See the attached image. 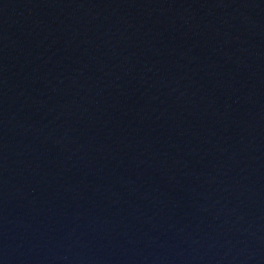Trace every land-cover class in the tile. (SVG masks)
<instances>
[{
	"label": "water",
	"instance_id": "water-1",
	"mask_svg": "<svg viewBox=\"0 0 264 264\" xmlns=\"http://www.w3.org/2000/svg\"><path fill=\"white\" fill-rule=\"evenodd\" d=\"M0 264H264V0H0Z\"/></svg>",
	"mask_w": 264,
	"mask_h": 264
}]
</instances>
